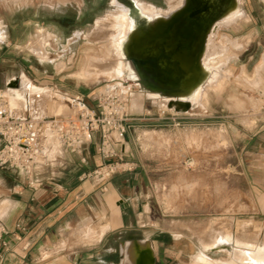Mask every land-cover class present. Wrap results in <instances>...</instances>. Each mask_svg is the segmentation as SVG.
<instances>
[{"label":"rangeland","instance_id":"obj_1","mask_svg":"<svg viewBox=\"0 0 264 264\" xmlns=\"http://www.w3.org/2000/svg\"><path fill=\"white\" fill-rule=\"evenodd\" d=\"M141 1L163 11L170 7L167 0ZM241 8L245 16L219 27L213 38L217 51L210 63L222 75L208 80L196 103L184 110L167 108L151 95L134 104L140 86L111 68L118 59V38L128 32L120 17L143 25L132 0H0L5 37L0 88L20 78L26 63L31 69L24 75L44 90L35 103L40 114L50 108L57 112L58 104L67 102L55 90L92 97L108 86L131 88L134 128L127 135L145 212L140 225L154 226L167 242L178 236L175 248L181 249L163 264H189V257L217 235L264 243V154L247 143V136L264 130V1L242 0ZM38 31L52 37L36 36ZM31 41L43 58L27 48ZM81 69L84 80L74 76ZM208 256L232 259L229 250H212Z\"/></svg>","mask_w":264,"mask_h":264},{"label":"crops","instance_id":"obj_2","mask_svg":"<svg viewBox=\"0 0 264 264\" xmlns=\"http://www.w3.org/2000/svg\"><path fill=\"white\" fill-rule=\"evenodd\" d=\"M252 23L257 34L260 32L258 23L255 19H252ZM39 35L52 37L42 31L37 32L36 36ZM34 43H28L27 48L38 58ZM30 69L24 63L20 76L30 81L25 76L30 74ZM74 76L84 80L83 69ZM18 87L19 76L9 80L4 89ZM203 90H206V83L202 86ZM54 92L67 100L66 111L62 115H40L27 94L20 107L12 108L21 118L37 119L70 117L73 114L72 99L80 100L83 106L92 107L83 99L84 96L93 102V96L88 92L83 95L61 90ZM260 131L247 136V143L254 145L258 153L264 154V130L262 134ZM126 137L124 159L132 163L135 169L130 139L128 135ZM99 140L100 135L95 134L92 142L85 147V163L80 162L79 156L60 152L52 142L45 159L29 172L0 170V223L6 229L0 240V264H125L123 256L126 245L132 246L139 254L141 264H144L145 258H149V264H163L171 259L172 254H181V249L175 248L178 236L172 238L175 242H167L154 226L146 228L140 225L145 212L138 202V168L112 177L105 191L88 180L80 181L82 173L103 163L95 152ZM262 199L264 203V196ZM142 244H148V252L142 250ZM193 255L189 257V264H194Z\"/></svg>","mask_w":264,"mask_h":264},{"label":"built area","instance_id":"obj_3","mask_svg":"<svg viewBox=\"0 0 264 264\" xmlns=\"http://www.w3.org/2000/svg\"><path fill=\"white\" fill-rule=\"evenodd\" d=\"M0 88V170L29 172L43 161L51 140L64 154L80 157L95 134L100 140L95 147L103 163L80 175V181H90L106 190L107 182L114 176L130 173L134 165L125 161L126 135L134 128L130 107L131 88L106 87L93 96V107H86L72 99L73 114L67 118H21L10 105ZM187 167L192 160H186ZM33 186L32 183H29ZM6 233L0 223V240Z\"/></svg>","mask_w":264,"mask_h":264},{"label":"bare ground","instance_id":"obj_4","mask_svg":"<svg viewBox=\"0 0 264 264\" xmlns=\"http://www.w3.org/2000/svg\"><path fill=\"white\" fill-rule=\"evenodd\" d=\"M167 1L169 2L170 7L167 11H163L141 0H132L134 6L137 9H139L140 12H142L140 20L142 21L143 25L142 26L138 25L137 20L126 19L127 17L126 15L125 18H123V16L120 17L119 21H123L125 22V24L128 25V32L125 35L123 34L124 36L121 35V37L118 38L119 42L116 45L117 46L116 49L118 52L117 55L118 59L115 62L112 61L113 64L110 62L112 59L109 62L112 64L111 68L114 67L115 69L118 70V72L122 74L130 75L133 81H135L140 86V93L138 94V97H132L134 99L133 101L134 104L140 105V102L142 101L143 98H145V96L151 95L161 99L163 105H165L167 108L187 110L196 103L197 99L200 96V93L202 92V86L205 83H207L208 80H213V78L222 75L221 68L219 71H217L215 69V66H213L210 63L211 56L215 53V51H217V47L213 42V38L214 35L217 33L218 28L226 24L227 22L234 20H241V17L245 16V14L241 8L242 0H227V4L224 6L222 11L217 15V17L214 19V21L209 26L208 30L205 32L203 36L202 44L196 57L195 79L193 83L190 86H188L186 89H183L181 91H177V92L164 91L161 88L159 79L156 76L153 77L147 76L142 70H140L134 65V63L132 62V56L135 50L140 46V42L144 36L146 35L155 36L157 34L163 33L166 30L167 26L184 10H186V8H188V6L190 5V0H167ZM171 4H173L172 7ZM96 27L98 28V23L96 24L95 28ZM122 29L123 28H121V30ZM4 38L5 37L3 34V29L2 27H0V42H3ZM235 47H240V45L235 43ZM37 55L40 58H43L41 51L37 52ZM100 67L103 68L102 66ZM107 67L109 68L110 65H108ZM19 84L20 87L17 90L10 89L4 91L12 107H18L20 105V102H22V100L24 99V96H26V94L31 97L35 105L38 99L44 94L42 93L44 92L43 89L32 84L24 76H20ZM112 87L113 86H108V88H112ZM28 99L30 100V98ZM202 101L203 100H201V102ZM59 102H61V100ZM58 105L59 107L57 112L54 109H53L54 111L51 112L50 109L48 111L45 110V113H42L40 115L64 114V111H66L65 103H61ZM48 143L52 145L51 140H49ZM212 232H215L214 229H211L209 231L210 234ZM241 236L240 238H242ZM238 237L234 236L231 239L221 235L212 237L211 239H209L208 242H204L201 249L192 256L193 263L194 264H264V243L252 242V239L250 238H248L247 240V239H240ZM205 238L207 239V237ZM205 238L203 241H205ZM255 238L253 237V240ZM141 247L142 250L145 251L147 250L146 252H148V248H149L148 244H142ZM212 250H229L232 259L228 260V259L210 258L208 256V252ZM123 257H125L124 259L126 260L124 261V263L125 262L127 263V261H129L128 262L129 264H141L139 254H137V252H135L133 250V247L130 245L125 246ZM144 264H149V258H145Z\"/></svg>","mask_w":264,"mask_h":264},{"label":"water","instance_id":"obj_5","mask_svg":"<svg viewBox=\"0 0 264 264\" xmlns=\"http://www.w3.org/2000/svg\"><path fill=\"white\" fill-rule=\"evenodd\" d=\"M226 4L227 0H190L163 33L142 38L132 62L147 76H156L164 91L186 89L195 79L203 36Z\"/></svg>","mask_w":264,"mask_h":264}]
</instances>
